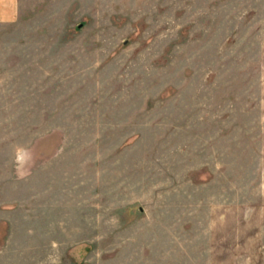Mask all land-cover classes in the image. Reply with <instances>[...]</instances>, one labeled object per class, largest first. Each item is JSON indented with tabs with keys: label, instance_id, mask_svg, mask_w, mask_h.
<instances>
[{
	"label": "rangeland",
	"instance_id": "obj_1",
	"mask_svg": "<svg viewBox=\"0 0 264 264\" xmlns=\"http://www.w3.org/2000/svg\"><path fill=\"white\" fill-rule=\"evenodd\" d=\"M0 264H264V0H20Z\"/></svg>",
	"mask_w": 264,
	"mask_h": 264
},
{
	"label": "crops",
	"instance_id": "obj_2",
	"mask_svg": "<svg viewBox=\"0 0 264 264\" xmlns=\"http://www.w3.org/2000/svg\"><path fill=\"white\" fill-rule=\"evenodd\" d=\"M20 0H0V23H9L18 19Z\"/></svg>",
	"mask_w": 264,
	"mask_h": 264
}]
</instances>
